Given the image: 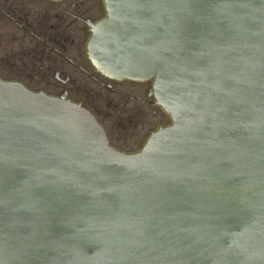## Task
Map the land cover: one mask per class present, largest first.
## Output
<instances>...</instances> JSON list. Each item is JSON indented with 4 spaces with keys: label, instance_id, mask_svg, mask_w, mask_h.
Returning a JSON list of instances; mask_svg holds the SVG:
<instances>
[{
    "label": "water",
    "instance_id": "water-1",
    "mask_svg": "<svg viewBox=\"0 0 264 264\" xmlns=\"http://www.w3.org/2000/svg\"><path fill=\"white\" fill-rule=\"evenodd\" d=\"M103 3L90 64L171 123L125 153L0 76V264H264V0Z\"/></svg>",
    "mask_w": 264,
    "mask_h": 264
},
{
    "label": "rangeland",
    "instance_id": "rangeland-1",
    "mask_svg": "<svg viewBox=\"0 0 264 264\" xmlns=\"http://www.w3.org/2000/svg\"><path fill=\"white\" fill-rule=\"evenodd\" d=\"M2 1L5 4L12 3L15 9L25 8L24 10L28 11L32 18H42L44 12H53L64 6L66 8L64 2L56 4L47 0ZM88 1L89 3H96L97 1L100 3L99 0ZM101 15H104V10L100 6L91 14L92 17ZM0 34L1 78L21 82L32 91H43L49 95H55V93L58 94L62 90H66L70 100L91 103L95 107L96 114L100 108L111 119V124H109L105 114L98 115L114 148L125 153L137 152L152 132L171 123L170 117L153 103V97L146 96V91L152 86L151 81L111 80L93 71L84 50V44L89 36L88 32L80 33L82 53L78 48L69 55L78 63L80 68L87 71L88 75H85L80 68L78 70L70 68L63 71L52 66L50 74L44 78L39 75L38 60L29 56V53L32 54L36 48L29 36L8 22L1 23ZM54 71L58 72L60 79L54 78ZM64 77H69V79L63 82ZM100 82L105 83L110 89L108 96L117 103L115 107L106 105L104 100L106 93L101 89ZM129 117H131L130 120H128Z\"/></svg>",
    "mask_w": 264,
    "mask_h": 264
},
{
    "label": "flooded vegetation",
    "instance_id": "flooded-vegetation-1",
    "mask_svg": "<svg viewBox=\"0 0 264 264\" xmlns=\"http://www.w3.org/2000/svg\"><path fill=\"white\" fill-rule=\"evenodd\" d=\"M47 1L54 2L56 4L64 2L66 4V8L64 6L53 12H44L42 18H34V22L29 23V26H31V30L29 31L31 33V40L34 42L36 47L32 54L29 53V56L38 60V67L40 69L39 75H42L43 78L50 74L52 66H56L58 69H62L63 71L70 68L78 70L80 66L69 55L71 52H74L75 49L79 48L80 52L83 50L80 33L82 34L88 32L90 35L89 23H94L105 16L103 0H99L100 3L98 1L96 3H89L88 0ZM99 6L103 8L104 15L92 17L91 14L97 10ZM80 69L83 70L85 75H88L84 68ZM92 69L95 71L93 67ZM53 74L55 79H60L58 72L54 71ZM68 79L69 77H64L63 82H66ZM63 91L66 90H62V92ZM62 92L58 94L55 93V95H59ZM150 92L151 88H148L146 91L147 97H153Z\"/></svg>",
    "mask_w": 264,
    "mask_h": 264
},
{
    "label": "trees",
    "instance_id": "trees-1",
    "mask_svg": "<svg viewBox=\"0 0 264 264\" xmlns=\"http://www.w3.org/2000/svg\"><path fill=\"white\" fill-rule=\"evenodd\" d=\"M24 9L25 8L15 9L14 6L12 5V3H10V4L6 3L5 4V3H3L2 0H0V25L2 22L11 23V24L15 25L19 31H22L24 34L28 35L29 38L31 39V33L29 32L31 30V26H29V23L30 22L33 23L34 18H32L30 16V13L28 11H25ZM99 85H100L101 89L104 91V93H106L105 94L106 96H104L105 97L104 100H105L106 105L111 106V107H115L117 105V103L113 102L110 99V97L108 96L110 93V89L107 87V85L105 83L100 82ZM78 102H80L82 104V106H84L85 108L90 110L94 114V116L97 118V120L101 123V125H103L99 116L100 115L102 116L105 114L104 116L106 118L108 114L102 112L100 108H98V114H96L95 107L92 106L91 103H83L81 101H78ZM92 108H93V110H92ZM130 118L131 117H129L128 120H130ZM106 121L109 124H111V119H109L108 117H107ZM107 138H108L109 143H110V137H109L108 132H107Z\"/></svg>",
    "mask_w": 264,
    "mask_h": 264
}]
</instances>
